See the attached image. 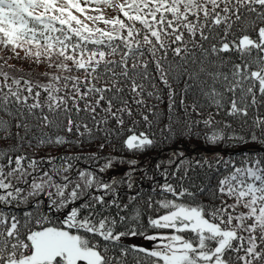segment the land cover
<instances>
[{
	"label": "snow or ice",
	"instance_id": "6c2138e0",
	"mask_svg": "<svg viewBox=\"0 0 264 264\" xmlns=\"http://www.w3.org/2000/svg\"><path fill=\"white\" fill-rule=\"evenodd\" d=\"M4 51L12 55H0V264H264V155L237 164L220 152L214 162L188 159L177 148L154 166L163 183L146 177L155 195L129 197V216L120 188H134L140 162L105 154L113 138L120 151L141 154L193 138L264 149V0H0ZM13 57L45 66V79L13 75L24 71L8 63ZM206 108L215 112L203 117ZM221 112L249 130L217 121ZM142 124L161 139L137 132ZM72 147L95 151L27 154ZM81 159L97 167L76 169ZM125 164L123 176L103 179ZM221 166L215 185L190 175ZM141 199L153 213L143 222ZM21 204L32 210L5 211ZM138 236L152 246L121 242Z\"/></svg>",
	"mask_w": 264,
	"mask_h": 264
},
{
	"label": "trees",
	"instance_id": "16d2710c",
	"mask_svg": "<svg viewBox=\"0 0 264 264\" xmlns=\"http://www.w3.org/2000/svg\"><path fill=\"white\" fill-rule=\"evenodd\" d=\"M104 13L106 16H113V15H117L118 13L112 9V8H105L104 9ZM101 27H104V25H100ZM0 55H3L5 57H8L10 55H12L10 52L4 51V52H0ZM21 57H24V52L21 51L20 53ZM2 62V61H0ZM9 64L15 65L16 68H22L24 71L23 73H17V72H12L13 75H21V74H28L31 73V76L29 78L32 79H40V80H44V77L39 76L40 72H43L46 70L45 66L42 65H36L33 64L32 61L27 60V59H17L15 57H13L12 59L8 60ZM179 99V98H178ZM188 102H191V97H188ZM162 108H166V104L165 105H161ZM209 112H215L214 108H206L202 110V116L206 117L208 115ZM262 112H264V109H262ZM178 113L180 115V117L183 119L185 118V114L183 113V111L181 109H179L178 106ZM192 118L193 119H200L201 117H198L195 113H192ZM215 119L217 121H221L222 123H232L233 129L237 132H247L249 129L247 126H245L243 129L240 126V122L238 120H236L235 118L226 116L223 112H221L219 115L215 116ZM200 128H203V125H200ZM199 130V129H198ZM140 131H151L153 133H155V138L157 140L161 139L160 136V131L158 127H153L152 129H146V127L142 124L137 128V132ZM131 133L127 132V130L125 129L123 136L121 137V139H123L124 137H126L127 135H130ZM114 139V144L111 148H108L105 150V154H107L108 152H113V154L115 155H119V156H124L125 158H135L137 159L140 163H139V171L136 172L134 174V180H135V186L132 190H128L126 188V186H121L120 188V192H121V203H129V197L133 194H135L136 190L139 189L141 191V195L144 198H147L148 195H155L154 193H151V188L155 187L156 184L154 181H150L149 179H147L146 177H151V176H155L157 180H159L161 183H163V177L160 176L159 172L155 169V164L161 161H167L169 156L171 155L172 151L176 150L177 148H179L180 150L184 151L185 153V158L188 159H203V158H208L211 161L214 162L215 159V153L216 152H220L225 159L231 158L233 161H235L237 164L239 163V161L242 158V155L244 154H248V155H264V149H262L261 145L259 144H249L247 145L245 148H237V149H229V148H208L206 147V145L203 143L202 138L201 139H196L193 138L191 140L189 139H184L179 141V143H168V144H159L154 150H149L145 153H132L127 151L126 149L123 151H120V140L118 139ZM247 149H251L250 152H247ZM95 148H88L85 147L83 149L79 148V147H72L69 149L66 148H49V149H45V150H41V151H32V150H28L27 154L29 156H33L35 157L37 160H40L41 158H46L48 156H63V155H73V154H81V155H87L89 152H94ZM61 163V161L59 159H57L56 161L53 162V165H49L47 163H43L41 165V167L43 168V170L45 171H50L51 168L53 166H58ZM74 167L76 169L79 170H83L85 168H95L97 167L96 165H93L90 161H87L86 159H81L79 161H72ZM101 163H103V161H101ZM174 167V166H173ZM128 170V165H119L117 166L114 170H110L103 175V179L105 181H109L111 177H116V178H120L121 176H123L124 172ZM162 171V169H161ZM227 170L223 168V166L220 167V171L216 172L215 170H210L207 168H196L194 172H190V175L193 177V180L199 184L201 182H209V178H210V182L215 185L216 181L218 178L221 177V175L223 173H225ZM34 175L37 176V182H39V176L40 173H35ZM69 175L72 177L73 180L76 179L77 177V173L75 171H72L69 173ZM57 182H60L59 177H56ZM27 189V186H24ZM50 191H55V189H49ZM2 191V190H0ZM157 199H160L161 197L157 196ZM39 199H41L44 202V205H46L48 203V197L42 195L41 197H39ZM201 199L207 203L208 200L206 197H201ZM80 203V202H78ZM137 206H140L142 209V221L148 217L153 215L151 210H146L143 208V200H138L136 202ZM28 210H32L31 206L29 205H24L21 204L19 207H10V208H6L5 211L10 212V213H14L18 216H22L23 212L28 211ZM42 211H45L46 209L44 208V206L42 205L41 208ZM134 206L133 204L129 203V208L127 211V214L129 216H131L132 214H134ZM112 214L114 215L116 212V209H111ZM124 212H121V215H124ZM49 216H53V219L55 220V216L53 215V213L48 212ZM56 215H61L62 214H56ZM118 230H123L121 228H118ZM149 233H151L152 230H148ZM139 237V236H138ZM131 238L133 237H124L122 238V243L124 245H132L134 244L131 241ZM143 238V237H140ZM137 245V244H136ZM130 261V264H134V261L132 260V257L128 258Z\"/></svg>",
	"mask_w": 264,
	"mask_h": 264
},
{
	"label": "rangeland",
	"instance_id": "374dc122",
	"mask_svg": "<svg viewBox=\"0 0 264 264\" xmlns=\"http://www.w3.org/2000/svg\"><path fill=\"white\" fill-rule=\"evenodd\" d=\"M131 241L134 244L144 246V247H151L152 246V242H149V241L145 240L144 238H140V237H133V238H131Z\"/></svg>",
	"mask_w": 264,
	"mask_h": 264
}]
</instances>
